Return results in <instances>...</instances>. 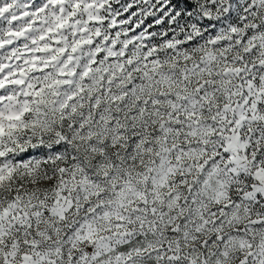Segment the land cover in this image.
<instances>
[{"label":"snow or ice","instance_id":"obj_1","mask_svg":"<svg viewBox=\"0 0 264 264\" xmlns=\"http://www.w3.org/2000/svg\"><path fill=\"white\" fill-rule=\"evenodd\" d=\"M0 264H264V0H0Z\"/></svg>","mask_w":264,"mask_h":264}]
</instances>
